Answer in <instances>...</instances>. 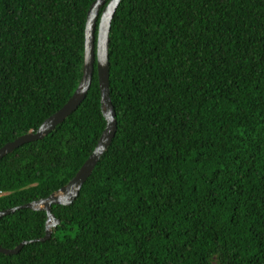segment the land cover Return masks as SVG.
Returning <instances> with one entry per match:
<instances>
[{"label": "trees", "instance_id": "16d2710c", "mask_svg": "<svg viewBox=\"0 0 264 264\" xmlns=\"http://www.w3.org/2000/svg\"><path fill=\"white\" fill-rule=\"evenodd\" d=\"M95 0H0V148L36 132L83 74ZM117 131L60 220L0 217V264H264V0H122L109 44ZM82 103L0 159V211L65 186L106 127Z\"/></svg>", "mask_w": 264, "mask_h": 264}, {"label": "water", "instance_id": "95a60500", "mask_svg": "<svg viewBox=\"0 0 264 264\" xmlns=\"http://www.w3.org/2000/svg\"><path fill=\"white\" fill-rule=\"evenodd\" d=\"M122 0H95L90 6L85 25V49L83 74L80 83L62 108L48 117L36 132L27 133L13 142L0 148V159L24 143L38 140L46 136L55 126L71 114L86 98L91 87L95 69H97L100 93L101 110L106 119L98 144L89 158L85 161L76 175L62 188L46 198L27 203L22 206L0 211V217L11 214L18 209L29 208L32 210L46 211L45 236L33 241H46L51 238L53 229L60 220L52 212L53 204L69 205L78 197L83 184L93 172L100 157L112 143L117 131V118L110 94V61L109 44L110 31L114 14ZM29 241H23L15 248L0 246V252L12 255L18 253Z\"/></svg>", "mask_w": 264, "mask_h": 264}]
</instances>
